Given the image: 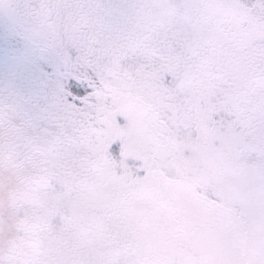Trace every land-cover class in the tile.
I'll use <instances>...</instances> for the list:
<instances>
[{
	"label": "snow or ice",
	"instance_id": "1",
	"mask_svg": "<svg viewBox=\"0 0 264 264\" xmlns=\"http://www.w3.org/2000/svg\"><path fill=\"white\" fill-rule=\"evenodd\" d=\"M0 264H264V0H0Z\"/></svg>",
	"mask_w": 264,
	"mask_h": 264
}]
</instances>
